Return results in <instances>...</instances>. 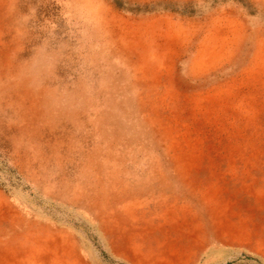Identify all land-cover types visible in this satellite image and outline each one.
<instances>
[{
    "label": "rangeland",
    "instance_id": "1",
    "mask_svg": "<svg viewBox=\"0 0 264 264\" xmlns=\"http://www.w3.org/2000/svg\"><path fill=\"white\" fill-rule=\"evenodd\" d=\"M0 264H264V0H0Z\"/></svg>",
    "mask_w": 264,
    "mask_h": 264
}]
</instances>
